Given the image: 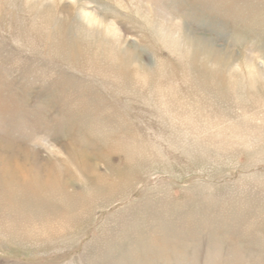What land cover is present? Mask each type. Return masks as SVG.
Listing matches in <instances>:
<instances>
[{"label":"rangeland","instance_id":"rangeland-1","mask_svg":"<svg viewBox=\"0 0 264 264\" xmlns=\"http://www.w3.org/2000/svg\"><path fill=\"white\" fill-rule=\"evenodd\" d=\"M0 264H264V0H0Z\"/></svg>","mask_w":264,"mask_h":264},{"label":"bare ground","instance_id":"bare-ground-1","mask_svg":"<svg viewBox=\"0 0 264 264\" xmlns=\"http://www.w3.org/2000/svg\"><path fill=\"white\" fill-rule=\"evenodd\" d=\"M118 72V71H117ZM89 173V172H88ZM50 186H52L54 189H58L61 187L60 182L57 180L59 178V174H58V169L56 166H53L51 168V172H50ZM63 181V180H62Z\"/></svg>","mask_w":264,"mask_h":264}]
</instances>
